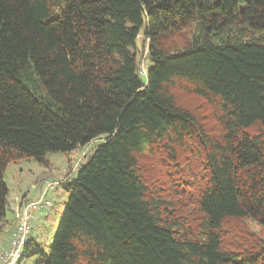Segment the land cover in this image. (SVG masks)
Returning a JSON list of instances; mask_svg holds the SVG:
<instances>
[{"label": "trees", "instance_id": "obj_1", "mask_svg": "<svg viewBox=\"0 0 264 264\" xmlns=\"http://www.w3.org/2000/svg\"><path fill=\"white\" fill-rule=\"evenodd\" d=\"M100 137L19 264H264V0H0V231L11 164Z\"/></svg>", "mask_w": 264, "mask_h": 264}, {"label": "rangeland", "instance_id": "obj_2", "mask_svg": "<svg viewBox=\"0 0 264 264\" xmlns=\"http://www.w3.org/2000/svg\"><path fill=\"white\" fill-rule=\"evenodd\" d=\"M193 29L189 28L182 34L172 40V44L177 49H181L191 38ZM138 58L140 59V68L143 69V79L145 80V72L151 67V63L148 59V41L145 38L140 37L138 40L137 48ZM184 105L200 104L196 100H192L190 97L183 99ZM202 115L206 114L205 110L198 106ZM103 137L97 138L85 147H78L75 150L62 154H50L48 155L51 161V169H47L38 164L33 159L21 161L19 163L11 164L4 175V181L7 183L10 195L9 205L7 207L8 216L11 214V208L13 207L14 199L26 195L29 192L30 199L38 191H46V199L50 202V206H47L39 210L33 219L31 234L33 238L38 240L43 246H49L53 240L56 230L60 224L61 217L63 215L65 203L68 201L69 193L66 189L67 181L75 179L77 176L78 168L81 164H85L87 158L86 154H90L94 148L101 144ZM149 163L153 162L151 160ZM154 164V163H153ZM166 167L165 165H163ZM160 169V167L158 168ZM162 171V170H161ZM157 174L159 173L156 170ZM47 178H46V177ZM46 179H45V178ZM69 179V180H68ZM46 180L54 182L61 181L62 185H55L49 188L46 184ZM64 182V184H63ZM227 229V239L233 244H229L230 247L235 244H243L244 246L253 243L250 240L264 239V230L261 229L256 223L247 222H234L230 221L225 224ZM32 238V237H31ZM38 256H33L24 259L20 264H35L38 260Z\"/></svg>", "mask_w": 264, "mask_h": 264}, {"label": "built area", "instance_id": "obj_3", "mask_svg": "<svg viewBox=\"0 0 264 264\" xmlns=\"http://www.w3.org/2000/svg\"><path fill=\"white\" fill-rule=\"evenodd\" d=\"M46 184L49 188L62 185L61 181L52 183L49 180H46ZM46 194V191H42L39 198L25 202L16 209V225L10 235L8 248L0 252V264H19L24 245L30 239L35 214L50 206Z\"/></svg>", "mask_w": 264, "mask_h": 264}, {"label": "crops", "instance_id": "obj_4", "mask_svg": "<svg viewBox=\"0 0 264 264\" xmlns=\"http://www.w3.org/2000/svg\"><path fill=\"white\" fill-rule=\"evenodd\" d=\"M72 180L73 179L70 178V181H72ZM40 194H41V190L38 191L37 193H35L33 198L30 199V196H29L30 194H29V192H27L26 195L23 194L21 197H16L14 199L13 207L11 208V214H10V216H8L6 218V222H9V223H7L6 226H4V228L2 229V231H0V252L6 250L8 248L10 235H11L13 229H14V227H13L14 226V222H15L14 212H16V209L21 204H23L25 202L36 200L37 198H39ZM30 239H35V238H33L32 234L30 235Z\"/></svg>", "mask_w": 264, "mask_h": 264}]
</instances>
